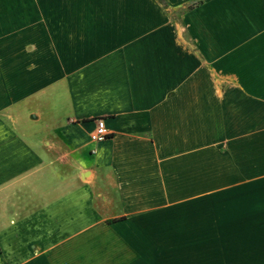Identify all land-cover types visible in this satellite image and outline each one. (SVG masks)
Returning a JSON list of instances; mask_svg holds the SVG:
<instances>
[{"label":"crops","instance_id":"1","mask_svg":"<svg viewBox=\"0 0 264 264\" xmlns=\"http://www.w3.org/2000/svg\"><path fill=\"white\" fill-rule=\"evenodd\" d=\"M92 1L0 0V264H264V7ZM31 79L95 82L68 140Z\"/></svg>","mask_w":264,"mask_h":264},{"label":"rangeland","instance_id":"2","mask_svg":"<svg viewBox=\"0 0 264 264\" xmlns=\"http://www.w3.org/2000/svg\"><path fill=\"white\" fill-rule=\"evenodd\" d=\"M161 2L162 1H160L161 7L166 12L168 11L169 14H171V17L175 22L180 11H174L175 13H173L170 11L169 6L165 2ZM91 3L95 5L96 1L93 0ZM255 5L258 8H262L264 7V2L262 0H255ZM32 6L33 4L31 0V7ZM243 7H247L246 4H243ZM1 68L4 70L5 66H0V69ZM34 68V66H30L31 70H34ZM94 83L84 81H51L38 79H31L25 82L15 81L14 120H21L19 119L21 116V97L18 96L19 93L16 90H20L24 86L29 89L30 108L28 112V121L30 124L29 129L31 135L36 131L38 116H42V121L45 122L47 126L48 124L53 125L54 123L56 126L60 125L62 128V137L63 139L64 137L67 139L71 135L69 130L73 125L89 120L86 117L89 116L87 115L89 113H85L86 107L88 106L83 99L86 97L87 84L92 86ZM93 93L101 94V90L93 91ZM99 101L100 97H98L97 103ZM95 102L92 101L90 103V107L94 106ZM63 148L65 149L64 153L69 152V146L67 144L63 145Z\"/></svg>","mask_w":264,"mask_h":264},{"label":"built area","instance_id":"3","mask_svg":"<svg viewBox=\"0 0 264 264\" xmlns=\"http://www.w3.org/2000/svg\"><path fill=\"white\" fill-rule=\"evenodd\" d=\"M111 136L109 129L106 126L104 119H98L94 130L90 134V139L93 143L100 144L107 141Z\"/></svg>","mask_w":264,"mask_h":264},{"label":"trees","instance_id":"4","mask_svg":"<svg viewBox=\"0 0 264 264\" xmlns=\"http://www.w3.org/2000/svg\"><path fill=\"white\" fill-rule=\"evenodd\" d=\"M190 9H192V7Z\"/></svg>","mask_w":264,"mask_h":264}]
</instances>
